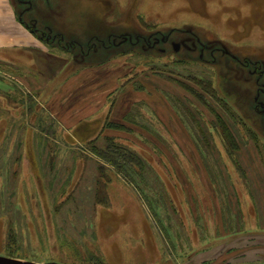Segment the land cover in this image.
<instances>
[{"label": "rangeland", "instance_id": "1", "mask_svg": "<svg viewBox=\"0 0 264 264\" xmlns=\"http://www.w3.org/2000/svg\"><path fill=\"white\" fill-rule=\"evenodd\" d=\"M13 1L28 22L66 37L49 52L0 53L13 67L22 55L31 59L25 74L0 72L10 78L0 85V256L59 264H264V95L256 104L255 77L227 55L256 61L264 72V0ZM108 27L130 37L89 41L91 31L105 35ZM84 62L93 77L71 91L65 86L63 95L66 80H51L52 69L67 65L64 75ZM21 74L35 78L34 86L16 84ZM96 82L108 109L130 83L122 127L108 125L96 143L104 146L110 131H119L115 141L149 162L144 179L119 174L49 112L58 114L72 93L65 109L74 107L79 91ZM53 92L61 94L48 103ZM222 122L240 143L235 163Z\"/></svg>", "mask_w": 264, "mask_h": 264}, {"label": "crops", "instance_id": "2", "mask_svg": "<svg viewBox=\"0 0 264 264\" xmlns=\"http://www.w3.org/2000/svg\"><path fill=\"white\" fill-rule=\"evenodd\" d=\"M93 30L91 31V35L94 34H100L103 33V31ZM53 42H49L44 40L37 31L33 30L26 22L25 20L20 16L17 10V6L15 4V1L13 0H0V53L3 52H11V51H19L21 50L23 54H32L41 52H49L48 47H52L51 45ZM28 52V53H26ZM121 53H125L126 55L129 54L126 51H122ZM118 55V53L116 54ZM91 56V55H90ZM109 55L106 59H111ZM29 56H20L21 61L16 63L15 65L17 67H13L11 65V61H7L4 56H0V72L6 71L7 67L11 69H15L16 71L19 69L21 70V73L25 74L29 71H31L30 64L31 59L28 58ZM103 64L105 62H99L96 61L95 63H91L93 65H96L98 63ZM84 65H81L78 69L74 70L73 72H67V74L62 75V72L67 69V65L64 68L58 69L57 71L52 69L54 72L53 79L58 80H66L64 82V91H62L63 95L67 92L66 87L68 86V90H73L74 86L78 83H82V80L84 77L92 78L93 75L90 72H87V69L85 65H91L89 63H83ZM5 68V69H2ZM13 69V70H14ZM96 70V69H95ZM130 71V70H129ZM128 69L124 70V73L121 74L125 79L128 77L129 73ZM22 74L20 76L16 75L14 81L16 84L24 85L26 87L28 86H34L33 80L35 78L31 77H22ZM68 76V77H67ZM67 77V79H66ZM119 78V75H117V79ZM6 80L8 82L10 81V78L7 76H4L2 73H0V85L7 84ZM126 79L125 81H127ZM107 82H109V78L106 79ZM127 84V83H126ZM47 86V84H44L43 87ZM130 83L127 84L126 92L123 90L124 96L122 99L120 98L118 100V103L116 104V107L108 109V105L106 101L100 98V95H103L102 89H98L97 82L90 84L88 88H85L80 90L79 92L82 94V97L80 96L78 98V103L71 108L65 109V105L67 104L69 97H73L75 93H72L63 101L64 109H61V111L56 108V111L58 114L54 113L53 111H49L47 109L51 116L60 123L63 128L66 130L70 136L73 137V139L77 141H89L92 139L97 138L100 136L106 127L110 124H123L126 112L128 113L130 109V90H129ZM30 89H28L29 91ZM31 92V91H30ZM110 92L109 89L105 90V94H108ZM60 92H53L52 96L48 97V103L51 101H54L57 96H59ZM136 94H134L135 96ZM100 98V99H99ZM83 99V104H82ZM136 100L135 97H133V101ZM82 104V105H81ZM81 105V106H80ZM58 115V116H57ZM60 117V118H59ZM113 137H119L118 132L110 131ZM194 142V141H193ZM192 146H196L195 143H191ZM177 145V143H176ZM179 149H182V147L179 145ZM253 197V196H252ZM254 198V197H253Z\"/></svg>", "mask_w": 264, "mask_h": 264}, {"label": "trees", "instance_id": "3", "mask_svg": "<svg viewBox=\"0 0 264 264\" xmlns=\"http://www.w3.org/2000/svg\"><path fill=\"white\" fill-rule=\"evenodd\" d=\"M200 83L202 84L204 88L208 89L210 94H213V95L216 94L215 90L211 88V85L207 79L205 80L204 78H201ZM133 111L130 112L131 113L130 121L134 118V116L133 118L131 117ZM222 125H223V128H225L224 130L226 132V138H228L229 143L233 145V147H227L226 144L228 143L226 142L225 137H224L225 150L230 160L233 163H235L233 156H235V152L239 150L238 148L240 147V143L236 141V139L234 138L235 136L233 132H231L230 127L226 126L224 122H222ZM111 126L122 127L121 124H111ZM189 128L193 132L196 138V142L199 141L200 140L199 137L201 136L200 133L198 131H195L193 126L191 127L189 126ZM98 139L99 138L97 137L95 139L89 140L85 144L87 146H91L93 152L96 155L100 156L107 164H110L111 166L117 168V170L120 172L119 174L124 175V177L130 180H132L133 176H139L142 179L145 178L146 171H148L149 162L140 153H138L136 150L132 148H129L126 145L117 143V141H115L113 137H106L104 146L100 147L96 143ZM196 146H197V149H200L199 142L196 143ZM237 166L239 170H241L242 172H244V174H246L240 164L239 165L237 164ZM160 192L162 191H158V193ZM0 195L2 194L0 193ZM10 256H13V255L11 254Z\"/></svg>", "mask_w": 264, "mask_h": 264}, {"label": "flooded vegetation", "instance_id": "4", "mask_svg": "<svg viewBox=\"0 0 264 264\" xmlns=\"http://www.w3.org/2000/svg\"><path fill=\"white\" fill-rule=\"evenodd\" d=\"M35 5H37V4H35L33 1H32V4H31V6H30V9L31 8H35L36 6ZM18 10V9H17ZM18 13L20 14V16L25 20V22L33 29V30H35V31H37L38 32V34H40V36L44 39V40H46V41H49V42H53V41H55V40H58L59 42L61 41V40H63V39H65V37H66V35L61 31V30H55V28L53 27V30H51V28L50 27H47V28H45V29H43V28H41V27H37V23L36 22H28L25 18H24V11H23V13L22 12H20L19 10H18ZM26 13V12H25ZM104 34V31H103V33H101V35L100 34H94V35H92V37H91V39L89 40L90 42H91V40L94 38V39H97V40H99V41H103L105 44H106V41L105 40H103V39H107L108 41H110L111 39H113V38H122L123 36H127V34H128V37H130V34L129 33H125V32H120V31H118L117 29H115V28H107L106 30H105V35H103ZM49 35L50 36H52V37H49ZM54 36L56 37V38H54ZM125 38H127V37H125ZM191 38H193V37H191L190 36V38H188V40H190ZM89 41H87L88 43H89ZM128 43H130V40H125L124 42H122V43H120L119 45H117L116 47H119V48H124V47H121V45L123 46V45H125V44H128ZM136 43H138V42H136ZM89 45V48H90V50H92V49H95L94 48V46H92L90 43L88 44ZM106 46V45H105ZM174 47L176 48V49H178L179 50V48H180V43H178V42H175L174 43ZM178 47V48H177ZM221 48V47H220ZM104 50H106V51H108L109 49H104ZM92 52V51H91ZM216 52V51H215ZM227 54V53H226ZM199 55H200V57L202 58V57H204V51H200L199 52ZM227 55H229L233 60H235L236 62H238V63H240V64H242L243 66H245V67H247V68H249L250 69V72H251V74L255 77V80H256V83H257V85H258V88H257V92H256V95H255V102H256V104L258 103V102H263V100L261 99V97L264 95V92L262 91V90H260L263 86H264V81H263V79H264V72H263V69H261V67H260V65H258L259 63L257 62V63H255L256 61H247L246 62V59H245V61L244 62H241L238 58H235V57H233L232 56V54H230V53H228ZM216 58V57H215ZM215 58H213V59H215ZM209 60V59H208ZM217 61L215 60V63H216ZM252 62H254V63H252ZM262 66V65H261ZM262 100V101H261ZM264 103V102H263ZM261 114H264V113H261Z\"/></svg>", "mask_w": 264, "mask_h": 264}, {"label": "water", "instance_id": "5", "mask_svg": "<svg viewBox=\"0 0 264 264\" xmlns=\"http://www.w3.org/2000/svg\"><path fill=\"white\" fill-rule=\"evenodd\" d=\"M0 264H59V263L56 262L39 263V262L24 261L6 256H0Z\"/></svg>", "mask_w": 264, "mask_h": 264}]
</instances>
